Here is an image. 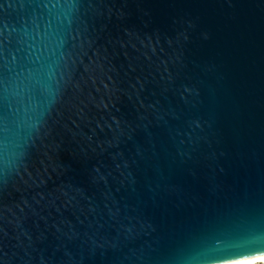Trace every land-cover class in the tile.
<instances>
[{"label":"water","instance_id":"95a60500","mask_svg":"<svg viewBox=\"0 0 264 264\" xmlns=\"http://www.w3.org/2000/svg\"><path fill=\"white\" fill-rule=\"evenodd\" d=\"M264 252V0H0V264Z\"/></svg>","mask_w":264,"mask_h":264},{"label":"bare ground","instance_id":"6f19581e","mask_svg":"<svg viewBox=\"0 0 264 264\" xmlns=\"http://www.w3.org/2000/svg\"><path fill=\"white\" fill-rule=\"evenodd\" d=\"M260 258H262V259L264 258V252L259 253V254H254L252 256H248V257H245V258H241L239 260H242L244 262V264H250L253 261L258 260Z\"/></svg>","mask_w":264,"mask_h":264},{"label":"snow or ice","instance_id":"6c2138e0","mask_svg":"<svg viewBox=\"0 0 264 264\" xmlns=\"http://www.w3.org/2000/svg\"><path fill=\"white\" fill-rule=\"evenodd\" d=\"M224 264H244L242 260H226Z\"/></svg>","mask_w":264,"mask_h":264},{"label":"rangeland","instance_id":"374dc122","mask_svg":"<svg viewBox=\"0 0 264 264\" xmlns=\"http://www.w3.org/2000/svg\"><path fill=\"white\" fill-rule=\"evenodd\" d=\"M250 264H264V258H263V259L260 258V259H258V260H255V261H253V262L250 263Z\"/></svg>","mask_w":264,"mask_h":264}]
</instances>
